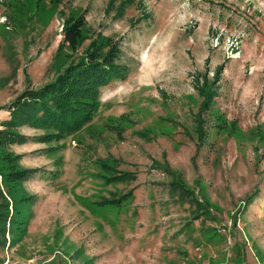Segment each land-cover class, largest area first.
<instances>
[{
  "label": "rangeland",
  "instance_id": "374dc122",
  "mask_svg": "<svg viewBox=\"0 0 264 264\" xmlns=\"http://www.w3.org/2000/svg\"><path fill=\"white\" fill-rule=\"evenodd\" d=\"M70 12L119 40L127 69L100 87L81 129L4 146L40 171L23 182L37 199L0 264H264V0H0V119L72 58L62 51L50 68ZM204 76L215 96L198 147ZM154 159L206 214L180 201ZM105 169L123 179L107 183ZM112 196L119 206L97 204Z\"/></svg>",
  "mask_w": 264,
  "mask_h": 264
},
{
  "label": "trees",
  "instance_id": "16d2710c",
  "mask_svg": "<svg viewBox=\"0 0 264 264\" xmlns=\"http://www.w3.org/2000/svg\"><path fill=\"white\" fill-rule=\"evenodd\" d=\"M89 29L85 17L80 13L70 12L63 18L62 37L50 68L56 65L58 54L62 51L72 52V58L57 66L53 77L41 86L19 93L6 106L8 117L0 119V246L3 248L26 231L32 215L31 207L37 196L23 190V182L36 177L40 171V168L23 167L20 164L21 154L6 153L4 146L36 141L35 139L59 141V136L64 137L81 129L92 119L98 108L100 87L114 79L123 78L126 72L127 67L117 62L121 54L119 40L100 33L92 36L88 33ZM198 89L202 97L195 118L199 147L206 135L205 119L202 116L211 113L215 96L213 80L209 81L204 76ZM121 116L118 117L119 121H122ZM24 126L40 132L31 135L22 133L20 129ZM109 126L120 135L118 126ZM152 167L160 168L170 175L168 185L181 202L188 201L196 206L198 213L206 214L209 210L208 203L194 194L179 172L171 169L168 163H160L156 159L152 160ZM104 172L106 175L100 176L107 183L123 179L122 174H118L116 170L105 169ZM253 196L254 194H250L244 203L248 204ZM118 202L112 196L97 204L100 207H115L119 206ZM236 213H241V210ZM233 220L236 221V215Z\"/></svg>",
  "mask_w": 264,
  "mask_h": 264
}]
</instances>
